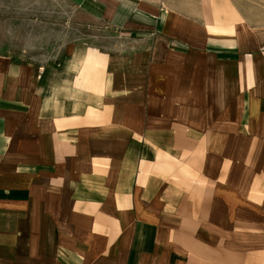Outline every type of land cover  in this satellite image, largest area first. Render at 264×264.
<instances>
[{
  "label": "crops",
  "instance_id": "crops-1",
  "mask_svg": "<svg viewBox=\"0 0 264 264\" xmlns=\"http://www.w3.org/2000/svg\"><path fill=\"white\" fill-rule=\"evenodd\" d=\"M57 1L109 39L0 41V264H264V0Z\"/></svg>",
  "mask_w": 264,
  "mask_h": 264
},
{
  "label": "rangeland",
  "instance_id": "rangeland-1",
  "mask_svg": "<svg viewBox=\"0 0 264 264\" xmlns=\"http://www.w3.org/2000/svg\"><path fill=\"white\" fill-rule=\"evenodd\" d=\"M73 13L57 0H0L2 47L17 60L58 63L68 61L79 47V60H84L89 46H101L109 38L101 27Z\"/></svg>",
  "mask_w": 264,
  "mask_h": 264
}]
</instances>
